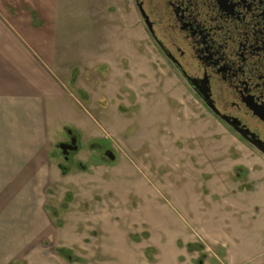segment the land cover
<instances>
[{"label":"rangeland","instance_id":"1","mask_svg":"<svg viewBox=\"0 0 264 264\" xmlns=\"http://www.w3.org/2000/svg\"><path fill=\"white\" fill-rule=\"evenodd\" d=\"M64 3L69 40L84 43L68 50L42 247L70 249L66 264H264V156L202 106L134 0ZM67 130L80 153L64 175ZM102 142L114 162L101 160Z\"/></svg>","mask_w":264,"mask_h":264},{"label":"crops","instance_id":"2","mask_svg":"<svg viewBox=\"0 0 264 264\" xmlns=\"http://www.w3.org/2000/svg\"><path fill=\"white\" fill-rule=\"evenodd\" d=\"M68 10L64 0H0V264H66L42 246L53 232L43 180L70 108L68 50L84 43L78 32L69 40Z\"/></svg>","mask_w":264,"mask_h":264},{"label":"flooded vegetation","instance_id":"3","mask_svg":"<svg viewBox=\"0 0 264 264\" xmlns=\"http://www.w3.org/2000/svg\"><path fill=\"white\" fill-rule=\"evenodd\" d=\"M134 2L155 46L202 106L264 156L250 142L264 143V0ZM76 137L78 152L59 148L62 170L80 153L79 137L67 130L62 143ZM101 144V160L111 161Z\"/></svg>","mask_w":264,"mask_h":264},{"label":"water","instance_id":"4","mask_svg":"<svg viewBox=\"0 0 264 264\" xmlns=\"http://www.w3.org/2000/svg\"><path fill=\"white\" fill-rule=\"evenodd\" d=\"M142 10V9H141ZM142 15L145 16V13L143 12L142 10ZM192 86H194V84L192 83ZM72 132V131H70ZM244 136V134H242ZM250 142L260 151L264 154V143H261L259 140H256V139H252L250 140ZM59 148L61 150L64 151L65 154H67V150L69 149L70 151H74V152H78L79 151V146H78V139L77 137L76 138H73L71 143L70 144H67V143H62L59 145ZM106 156L111 160V161H114L116 159V157L114 156L113 152L112 151H107L106 152Z\"/></svg>","mask_w":264,"mask_h":264},{"label":"trees","instance_id":"5","mask_svg":"<svg viewBox=\"0 0 264 264\" xmlns=\"http://www.w3.org/2000/svg\"><path fill=\"white\" fill-rule=\"evenodd\" d=\"M75 80V79H74ZM63 174L65 175L67 173V170H62ZM71 198V197H70ZM67 202H70V201H66V203L64 204V207L65 208H68L67 207ZM55 214H57V212H55ZM57 223H62L61 220H57ZM189 247L192 249L193 246L192 245H189ZM56 252L63 258H65L67 261L69 262H72L73 259L75 258L73 252L70 250V249H67V248H57L56 249Z\"/></svg>","mask_w":264,"mask_h":264}]
</instances>
